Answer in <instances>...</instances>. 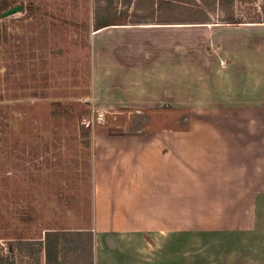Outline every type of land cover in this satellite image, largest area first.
<instances>
[{"label":"rangeland","instance_id":"374dc122","mask_svg":"<svg viewBox=\"0 0 264 264\" xmlns=\"http://www.w3.org/2000/svg\"><path fill=\"white\" fill-rule=\"evenodd\" d=\"M18 5L22 10L5 14ZM257 21H264V0H0V264H49V230L74 231L51 238L58 258L52 264H95L96 232L110 229L98 220L119 204L110 195L122 193L109 188L135 185L138 176L145 233L139 264H264L262 240H252L251 252L238 245L252 196L215 189L213 142L204 144L208 168L204 160L201 172L200 163L201 130L216 117L215 106L201 100L200 56L229 54L221 30H247ZM105 22L134 27L95 34ZM138 23L174 24L175 101L103 104L94 97L95 56L119 54V46L95 50L94 39L114 44L122 34L134 36ZM151 50L163 53L155 38ZM223 66L231 71L230 63ZM208 78L210 92L215 80ZM129 152L133 176L125 170ZM106 241L103 258L120 240ZM129 241L127 251L112 255L135 254L136 241Z\"/></svg>","mask_w":264,"mask_h":264},{"label":"crops","instance_id":"0c3cea01","mask_svg":"<svg viewBox=\"0 0 264 264\" xmlns=\"http://www.w3.org/2000/svg\"><path fill=\"white\" fill-rule=\"evenodd\" d=\"M107 24L109 25L96 29L95 34L117 26L127 29L134 27L129 24L111 22ZM171 25L174 24L138 23L135 26L137 30L134 36L122 34L123 36L115 40L114 44L113 40L107 37L103 40L94 39L95 50L101 45L105 49L112 48L116 43L119 46V54L115 55L111 52L110 55H105L104 60H99L95 56V99L103 100V104L110 106H156L175 101L176 39L174 30L170 31ZM247 27L252 28L241 30L240 27H232L226 31L221 30V36L218 34L222 38L220 46L222 48L230 46L229 54L224 52L219 54L217 50L215 57L209 58L207 53L200 56V68L203 71L200 82L201 100L203 106L212 104L216 110L214 126L213 123H206L205 134L204 130H201L200 163L201 172L204 160L207 162L206 169L208 168L212 157L208 153V147L204 148V144L205 141L213 142L212 156L215 157L213 163L216 169L217 186L215 189L246 191L249 193L248 196H252L248 199V206L253 211L252 215L239 230L238 235L239 247L251 252L252 240L255 243L262 240L261 243H264V21L248 23ZM147 28L155 31L152 32L151 29L147 31ZM219 36L218 39H220ZM154 38L158 47H162L163 53L151 54ZM216 43L219 49V40H216ZM224 63L231 64L230 72L225 71ZM209 66L214 67V70L209 71ZM208 75L210 79L215 80L214 84L210 83L213 87L215 86V90L212 88L210 92ZM101 85L104 86V91L100 89ZM213 94L216 99L213 97L209 99L208 96ZM220 95L228 97L220 98ZM209 127L213 131L210 132ZM131 153H128L125 170H128L126 174L131 173L130 176H133L134 173L130 170L131 164L134 163L130 161L133 158ZM134 155H136L134 159L137 158L139 162V152ZM146 158L151 157L147 155ZM186 158H192V155ZM136 181L135 185L121 182L116 188H109L110 191L118 190L123 194L110 195L111 201L114 202V198L117 197L119 204L112 206V214L107 215L104 220H98L99 223L110 224L108 227L112 231L109 229L96 232L95 264H139V233L143 237L145 233L139 230V176ZM151 189L165 190L159 186L158 188L153 186ZM160 199L159 197V201H162ZM151 217L158 222L174 221L169 217L156 218L155 214ZM165 230L169 233L175 231ZM107 237H114L120 241L117 242L118 249H112V252L106 254L109 256L103 258L99 253L104 246H108ZM131 239L136 241L135 254L120 253L127 251L123 250L124 244L127 245V241L130 242ZM121 240H125V243H121ZM141 242L144 240L141 239ZM117 251H120L117 257L112 255ZM45 259L47 260L46 252ZM247 262L252 263L251 260Z\"/></svg>","mask_w":264,"mask_h":264},{"label":"trees","instance_id":"16d2710c","mask_svg":"<svg viewBox=\"0 0 264 264\" xmlns=\"http://www.w3.org/2000/svg\"><path fill=\"white\" fill-rule=\"evenodd\" d=\"M109 24H107V22L100 24L97 26V29L102 28L104 26H107ZM67 233V232H74V231H53V230H49L46 232V239H47V243H46V255H47V259L49 264H52L53 259L55 258V261H58L57 255L54 252V247L50 244V240L51 238L54 237H59L62 233ZM80 232V231H77ZM55 253V254H54ZM55 255V257H54Z\"/></svg>","mask_w":264,"mask_h":264},{"label":"water","instance_id":"95a60500","mask_svg":"<svg viewBox=\"0 0 264 264\" xmlns=\"http://www.w3.org/2000/svg\"><path fill=\"white\" fill-rule=\"evenodd\" d=\"M20 10H22V6H21V5H18V6L13 7V8L10 9V10H7V11L5 12V14H6V15H9V14H12V13L18 12V11H20Z\"/></svg>","mask_w":264,"mask_h":264}]
</instances>
